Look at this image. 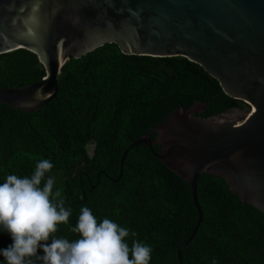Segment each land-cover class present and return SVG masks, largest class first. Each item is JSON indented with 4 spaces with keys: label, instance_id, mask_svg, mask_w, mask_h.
Returning <instances> with one entry per match:
<instances>
[{
    "label": "trees",
    "instance_id": "trees-1",
    "mask_svg": "<svg viewBox=\"0 0 264 264\" xmlns=\"http://www.w3.org/2000/svg\"><path fill=\"white\" fill-rule=\"evenodd\" d=\"M44 75L36 54L25 48L0 54V88ZM195 101L209 103L201 117L246 106L183 56L123 54L107 43L71 57L58 75L56 97L40 109L0 104V184L7 175L30 176L38 160L48 159L54 165L48 174L56 179L53 191L60 190L72 210L69 222L58 225V238H78L70 229L87 206L98 221L109 218L135 232L127 238L130 246L133 239L150 245V264H264V213L243 204L221 177L198 176L202 221L179 254L197 220L187 181L143 144L127 150L122 175L113 180L129 143L179 105ZM153 149L158 152L159 146ZM10 243L0 232V248Z\"/></svg>",
    "mask_w": 264,
    "mask_h": 264
},
{
    "label": "water",
    "instance_id": "water-1",
    "mask_svg": "<svg viewBox=\"0 0 264 264\" xmlns=\"http://www.w3.org/2000/svg\"><path fill=\"white\" fill-rule=\"evenodd\" d=\"M107 43L123 54L186 57L246 103L208 117L198 113L209 103L179 105L120 156L114 181L127 150L143 144L189 184L197 220L178 254L202 221L201 173L221 177L243 204L264 213V0H0V54L25 48L45 69L36 82L0 88V104L40 109L56 97L71 57Z\"/></svg>",
    "mask_w": 264,
    "mask_h": 264
},
{
    "label": "clouds",
    "instance_id": "clouds-1",
    "mask_svg": "<svg viewBox=\"0 0 264 264\" xmlns=\"http://www.w3.org/2000/svg\"><path fill=\"white\" fill-rule=\"evenodd\" d=\"M53 167L41 159L30 176L7 175L0 184V232L11 238L0 248L5 264H150V245L133 239L130 246L127 238L135 232L109 218L98 221L87 206L70 229L77 239L55 236L72 210L60 190L53 191L56 179L48 175Z\"/></svg>",
    "mask_w": 264,
    "mask_h": 264
}]
</instances>
